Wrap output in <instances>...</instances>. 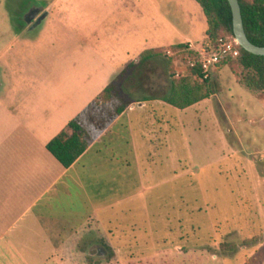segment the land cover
Listing matches in <instances>:
<instances>
[{
	"label": "rangeland",
	"instance_id": "obj_1",
	"mask_svg": "<svg viewBox=\"0 0 264 264\" xmlns=\"http://www.w3.org/2000/svg\"><path fill=\"white\" fill-rule=\"evenodd\" d=\"M25 1L0 0V109L4 98L31 92L32 84L19 86L21 80H34L27 66L58 64L65 57L57 55L58 49L76 44L61 33L59 23L40 32L42 24L32 28L23 21L30 0ZM133 1L134 10L131 0V9L117 12L104 28L122 34L130 60L143 50L176 42L202 51L208 24L197 0ZM109 2L72 0V5L75 14H91ZM40 3L31 4L43 8ZM185 59L181 55L177 62L181 74H187ZM167 62L159 57L155 66L125 71L118 80L121 90L131 99L151 97L146 87L161 90ZM212 87V96L192 108L165 110L168 147L152 150L147 199L135 201V211L125 218L130 225L122 222L123 237L133 239L114 247L120 264H264V97L241 84L232 64L212 71ZM17 232H0L6 238L0 240V264H53L50 247L12 246L8 240ZM225 242L234 243L237 252L223 251ZM83 249L105 253L90 240Z\"/></svg>",
	"mask_w": 264,
	"mask_h": 264
},
{
	"label": "crops",
	"instance_id": "obj_2",
	"mask_svg": "<svg viewBox=\"0 0 264 264\" xmlns=\"http://www.w3.org/2000/svg\"><path fill=\"white\" fill-rule=\"evenodd\" d=\"M32 2H41L44 9L40 32L49 23H59L61 33L72 36L76 44L58 49L57 55H65L58 64L27 66L32 67L34 80H21L19 86L32 84L31 92L4 98L0 109V232L18 231L8 240L14 247L52 248L48 259L53 264H89V253L82 249L89 240L94 247L101 246V240L115 247L123 239H133L123 237L122 222L130 225L125 218L135 211V201L147 199V167L152 166L153 149L168 147L171 130L165 123V110L174 106L163 95L131 99L130 107L89 149L72 166L64 167L47 144L122 72L134 68L145 50L130 60L122 34L114 28V32L104 29L117 12L131 9V0L98 5L91 14H75L72 0H30L24 5ZM132 5L134 10L133 0ZM23 34L31 33L25 30ZM178 43L185 42L173 44ZM163 82L165 86L166 78ZM3 87L0 81V90ZM58 92L64 95L58 97ZM1 239H6L4 234ZM90 255L94 260L103 258ZM121 262L117 254L111 263L101 264Z\"/></svg>",
	"mask_w": 264,
	"mask_h": 264
},
{
	"label": "trees",
	"instance_id": "obj_3",
	"mask_svg": "<svg viewBox=\"0 0 264 264\" xmlns=\"http://www.w3.org/2000/svg\"><path fill=\"white\" fill-rule=\"evenodd\" d=\"M204 9L208 24L207 39L203 44L209 52L217 51L224 43L235 39L233 28V11L229 0H197ZM244 25L249 39L258 46H264V0H240ZM240 55L236 59H227L218 64L217 68L232 64L234 73L240 75L241 84L248 90L261 93L264 97V56L255 55L239 46ZM186 57L187 74L178 70L179 57ZM159 57L168 59V74L164 73L169 87L161 92L157 87H146L152 92L151 97L163 95L164 100L178 108L187 109L213 94L212 77L204 78L201 63V52L193 49L188 43L173 44L164 48L145 50L140 57L138 66H155L154 60ZM238 69L242 72L239 73ZM112 81L96 99L91 101L68 126L54 137L47 149L66 168L72 166L89 147L126 111L133 103L121 90L119 79ZM178 73L181 75L178 76ZM164 88V87H163ZM101 247L105 250L102 259L94 260L89 254V264H101L103 261L111 263L117 255L114 247L101 240ZM81 247V246H80ZM83 249V248H82ZM223 251L232 254L237 252V246L231 242L222 244ZM131 263V262H130ZM120 264V263H115ZM132 264V263H131Z\"/></svg>",
	"mask_w": 264,
	"mask_h": 264
},
{
	"label": "built area",
	"instance_id": "obj_4",
	"mask_svg": "<svg viewBox=\"0 0 264 264\" xmlns=\"http://www.w3.org/2000/svg\"><path fill=\"white\" fill-rule=\"evenodd\" d=\"M239 42L236 38L224 43L217 51L209 52L203 47L201 54V63L204 69V78L210 79L212 71L217 68L218 64L227 59H236L240 55ZM179 76V74H178Z\"/></svg>",
	"mask_w": 264,
	"mask_h": 264
},
{
	"label": "water",
	"instance_id": "obj_5",
	"mask_svg": "<svg viewBox=\"0 0 264 264\" xmlns=\"http://www.w3.org/2000/svg\"><path fill=\"white\" fill-rule=\"evenodd\" d=\"M229 2L233 11V28L236 40L248 52L255 55L264 56V46H258L254 44L247 35L240 0H229ZM42 10L43 8L38 10L33 15V18H36L42 12Z\"/></svg>",
	"mask_w": 264,
	"mask_h": 264
},
{
	"label": "flooded vegetation",
	"instance_id": "obj_6",
	"mask_svg": "<svg viewBox=\"0 0 264 264\" xmlns=\"http://www.w3.org/2000/svg\"><path fill=\"white\" fill-rule=\"evenodd\" d=\"M41 7L37 5L30 4L25 8V13L23 16V21L27 22L32 26V28L39 26L45 18V13H40L36 18L33 15L40 10Z\"/></svg>",
	"mask_w": 264,
	"mask_h": 264
}]
</instances>
